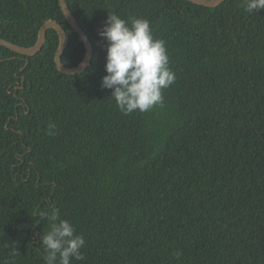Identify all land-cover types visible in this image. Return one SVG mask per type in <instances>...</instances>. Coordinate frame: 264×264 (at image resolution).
<instances>
[{
    "label": "trees",
    "instance_id": "obj_1",
    "mask_svg": "<svg viewBox=\"0 0 264 264\" xmlns=\"http://www.w3.org/2000/svg\"><path fill=\"white\" fill-rule=\"evenodd\" d=\"M65 3L92 45L81 72L57 69L53 28L33 55L0 46V264H46L39 213L53 208L85 238L71 264H264V9ZM113 13L165 42L176 79L147 112L124 115L101 86ZM48 19L77 65L84 43L58 0H0V37L20 46Z\"/></svg>",
    "mask_w": 264,
    "mask_h": 264
},
{
    "label": "clouds",
    "instance_id": "obj_2",
    "mask_svg": "<svg viewBox=\"0 0 264 264\" xmlns=\"http://www.w3.org/2000/svg\"><path fill=\"white\" fill-rule=\"evenodd\" d=\"M245 9H264V0H244ZM98 35L107 41L106 75L102 87L111 89V97L124 115L134 111L147 112L163 103L162 91L176 79L170 68L165 42L155 38L149 20L141 17L124 19L108 15ZM86 39V37L84 38ZM55 125L48 126L54 134ZM49 221L50 230L40 236L46 264H71L85 260L81 249L85 238L76 233L67 219H61L58 209L39 213Z\"/></svg>",
    "mask_w": 264,
    "mask_h": 264
},
{
    "label": "water",
    "instance_id": "obj_3",
    "mask_svg": "<svg viewBox=\"0 0 264 264\" xmlns=\"http://www.w3.org/2000/svg\"><path fill=\"white\" fill-rule=\"evenodd\" d=\"M191 1L200 5L214 6L220 3L222 0H191ZM58 2L65 18L67 19L71 27L78 33V35L80 36V38L84 43L85 53L82 60L77 65L68 67L62 63L61 56L63 50L67 45L68 36L66 34L64 27L54 19H48L40 26L38 30L37 40L33 45L27 47L20 46L14 42H11L9 40L0 37V46H4L6 48H9L20 54H24L26 56L33 55L42 48L46 39L47 29L53 28L55 29L58 35V46L54 55V62L56 64L57 69L64 74L79 73L82 70H84V68L90 62V59L92 57V45L87 33L80 27V25L78 24L72 13L70 12L69 8L67 7L65 0H58ZM85 37L86 39H84Z\"/></svg>",
    "mask_w": 264,
    "mask_h": 264
}]
</instances>
